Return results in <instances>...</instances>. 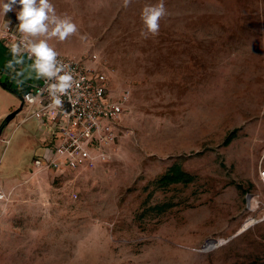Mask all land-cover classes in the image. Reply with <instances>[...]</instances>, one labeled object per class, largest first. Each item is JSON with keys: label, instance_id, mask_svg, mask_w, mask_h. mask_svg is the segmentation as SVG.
Masks as SVG:
<instances>
[{"label": "rangeland", "instance_id": "1", "mask_svg": "<svg viewBox=\"0 0 264 264\" xmlns=\"http://www.w3.org/2000/svg\"><path fill=\"white\" fill-rule=\"evenodd\" d=\"M157 2L51 0L78 33L49 44L130 97L114 156L90 172L32 174L35 120L5 128L0 180L17 184L0 264H264V0H164L146 39L141 11ZM174 164L191 180L160 185Z\"/></svg>", "mask_w": 264, "mask_h": 264}, {"label": "built area", "instance_id": "2", "mask_svg": "<svg viewBox=\"0 0 264 264\" xmlns=\"http://www.w3.org/2000/svg\"><path fill=\"white\" fill-rule=\"evenodd\" d=\"M21 39L23 34L16 32L12 25L0 28L1 44L11 47ZM23 55L33 60L26 51ZM58 59L69 67L76 81L69 95L62 97L63 107H49L52 101L43 78L26 89L21 97L23 120L35 118L43 126L54 124L59 135L50 158L33 159L34 174L46 170H91L98 163L109 162L117 150L118 123L130 97L129 90L122 91L116 98L109 93V78L104 71L92 66L93 58L77 59L59 54ZM258 178L264 184V163L259 165ZM6 198L0 190V200ZM256 198L253 196L251 201L258 204Z\"/></svg>", "mask_w": 264, "mask_h": 264}, {"label": "clouds", "instance_id": "3", "mask_svg": "<svg viewBox=\"0 0 264 264\" xmlns=\"http://www.w3.org/2000/svg\"><path fill=\"white\" fill-rule=\"evenodd\" d=\"M132 3L133 0H123L125 8ZM17 5L20 6L16 12L18 30L23 34V39L12 44L10 50L13 60L6 66L14 69L16 63L22 62L17 58L26 51L33 59L32 69L46 81V90L52 101L49 107H63L62 97L69 95L76 81L69 67L58 59V52L48 41L52 38L65 41L78 33V26L71 17L58 15L51 0H0V15L15 11ZM167 15L164 0L145 5L141 11V36L147 39L149 35H158L160 22Z\"/></svg>", "mask_w": 264, "mask_h": 264}, {"label": "crops", "instance_id": "4", "mask_svg": "<svg viewBox=\"0 0 264 264\" xmlns=\"http://www.w3.org/2000/svg\"><path fill=\"white\" fill-rule=\"evenodd\" d=\"M8 24H11L8 16L0 15V28ZM12 26L16 32H19L18 25L13 24ZM10 49L11 47H7L0 43V125L7 114L18 108L21 103L22 93L31 86L38 84L42 79L37 76V74L31 67L33 60H28L23 54L17 58L22 62L16 63L14 69H9L6 65L10 60H13V56L11 54ZM31 119L35 120L37 126V132L35 135L30 133L28 134V138L30 137L31 140L34 141L31 145V152L34 155L33 159L50 158L52 156L53 147L55 144L58 143L59 140L58 130L54 124H48L46 126H43L35 118H28L26 120H23L22 115V117L18 121H16L15 123L10 122L5 128H7L8 126H12V131L14 132L17 127H19L23 123L28 122ZM122 119L123 115L121 116V119L118 123L119 127L121 126ZM5 128L0 134V143L7 145L10 141V137H7V134L4 133ZM117 143L118 141L116 142V146ZM32 161L29 165V169L32 171V174H34ZM102 164L104 163H98L96 168L98 166H101ZM91 170L80 169L76 172H90ZM48 172L55 175H63L70 171L67 169H63L62 171L46 170L40 173ZM7 173L8 175L3 180H0V190L5 194L9 189L16 186L17 184L16 180L12 179V177L14 178L15 176L14 172L10 171ZM32 174L27 172L23 174V177L33 178ZM3 201L4 200H0V209L2 206L1 203Z\"/></svg>", "mask_w": 264, "mask_h": 264}, {"label": "trees", "instance_id": "5", "mask_svg": "<svg viewBox=\"0 0 264 264\" xmlns=\"http://www.w3.org/2000/svg\"><path fill=\"white\" fill-rule=\"evenodd\" d=\"M235 131H232L230 134L227 135L225 138L223 145H228L232 139H234ZM191 180V176L184 171L181 170V168L174 164L172 165L161 177H159V183L162 186H167L170 183H187Z\"/></svg>", "mask_w": 264, "mask_h": 264}, {"label": "water", "instance_id": "6", "mask_svg": "<svg viewBox=\"0 0 264 264\" xmlns=\"http://www.w3.org/2000/svg\"><path fill=\"white\" fill-rule=\"evenodd\" d=\"M22 109H23V102L21 101L18 108H16L15 110H13L12 112H10L5 116L3 122L0 125V134L2 130L15 118V116L22 111Z\"/></svg>", "mask_w": 264, "mask_h": 264}]
</instances>
